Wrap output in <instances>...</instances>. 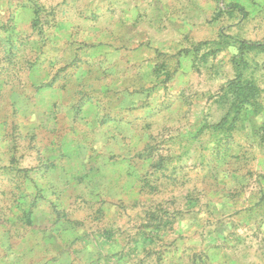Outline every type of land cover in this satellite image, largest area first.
I'll return each instance as SVG.
<instances>
[{
	"label": "rangeland",
	"instance_id": "374dc122",
	"mask_svg": "<svg viewBox=\"0 0 264 264\" xmlns=\"http://www.w3.org/2000/svg\"><path fill=\"white\" fill-rule=\"evenodd\" d=\"M147 3L0 0V264H264V0Z\"/></svg>",
	"mask_w": 264,
	"mask_h": 264
},
{
	"label": "crops",
	"instance_id": "0c3cea01",
	"mask_svg": "<svg viewBox=\"0 0 264 264\" xmlns=\"http://www.w3.org/2000/svg\"><path fill=\"white\" fill-rule=\"evenodd\" d=\"M151 1V0H144ZM155 5L144 4L141 9L142 17L153 18V17H163L166 19V25L172 26L175 31L186 32L183 27H189L192 23L188 18H194L200 25H203L202 31H206L205 29V21L203 20V16H201L199 10L201 9H213V3L217 2V0H153ZM219 1V0H218ZM228 1V0H227ZM210 2V3H209ZM213 2V3H212ZM209 3V4H206ZM197 8V10L194 8ZM217 7V6H216ZM179 17V23L174 22V18ZM173 18V19H172ZM176 23V24H175ZM0 92V122H3V115L5 113V109L8 104H6L3 100V97ZM47 110V109H46ZM3 125L0 124V129ZM1 170H4L2 168Z\"/></svg>",
	"mask_w": 264,
	"mask_h": 264
},
{
	"label": "trees",
	"instance_id": "16d2710c",
	"mask_svg": "<svg viewBox=\"0 0 264 264\" xmlns=\"http://www.w3.org/2000/svg\"><path fill=\"white\" fill-rule=\"evenodd\" d=\"M244 82H245L244 85L237 84V86H236L237 90L241 94H246L247 92L250 93V92L254 91V88H253V86H252L250 81L246 80Z\"/></svg>",
	"mask_w": 264,
	"mask_h": 264
}]
</instances>
